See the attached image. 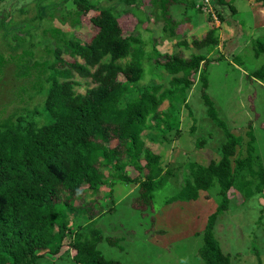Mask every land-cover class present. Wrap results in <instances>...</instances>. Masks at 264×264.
Returning a JSON list of instances; mask_svg holds the SVG:
<instances>
[{"label":"trees","instance_id":"obj_1","mask_svg":"<svg viewBox=\"0 0 264 264\" xmlns=\"http://www.w3.org/2000/svg\"><path fill=\"white\" fill-rule=\"evenodd\" d=\"M42 1L32 20L36 30H41L32 35L39 41L26 46V38L14 36L17 42L11 48L14 51L23 45L22 51L9 56L0 52V94L7 85L6 76L12 65L14 77L21 82L9 96L13 107L8 112L0 110V264H37L46 256L60 253L68 236L72 237L69 247L83 264H124L106 258L99 248L106 241L122 250L120 239L105 236L93 222L82 230V226L71 228L68 233L65 229L71 223L68 221L71 209L87 214L88 220L95 219L96 201L88 203L83 198L114 180L138 186L133 199L138 212L153 208L155 182L162 177L164 166L161 156L145 146L141 135L154 128L151 117L161 111L166 93L171 92L158 96L159 86L142 87L152 73L153 64L163 66L174 76L171 80L174 88L182 85L189 88L195 83L192 77L200 75L207 115L227 137L219 161L208 165L192 162L188 180L169 202L197 201L201 191L217 187L221 201L209 216L200 256L205 264H232L231 255L224 251L215 235L216 224L230 210L233 190L242 193L243 204L256 191L263 192L264 169H254L257 138L249 127L245 161L252 180L237 184L233 158L243 138L229 130L207 94L209 77L207 66L203 67L207 57L161 55L152 44L151 35L144 34L150 32L146 18L132 10L124 12L136 16L138 23L135 31L124 33L119 21L124 12L114 7L72 0L73 8L59 11L54 6L45 17L46 5ZM149 1L156 21L164 24L167 37L179 38V22L170 8L182 5L194 9L195 2ZM216 2L230 5L227 0ZM260 2L264 4V0ZM231 11L236 13L233 6ZM90 14L98 15L92 16L89 32L73 31ZM54 20L60 26L53 24ZM212 27L203 40H194L193 45L198 48L217 45L220 39L216 36L217 29ZM257 43L259 56L264 53V42ZM178 44L190 47L186 40H179ZM76 75L93 84L85 93L77 91ZM252 77L264 81V65ZM256 177L258 183L253 188ZM79 200L82 202L76 206L74 202Z\"/></svg>","mask_w":264,"mask_h":264},{"label":"rangeland","instance_id":"obj_2","mask_svg":"<svg viewBox=\"0 0 264 264\" xmlns=\"http://www.w3.org/2000/svg\"><path fill=\"white\" fill-rule=\"evenodd\" d=\"M40 1L0 0L1 53L9 56L15 51H22L23 45L14 51L11 48L17 42L14 36L26 38V46L39 41L40 38L32 37L41 31L36 30L32 20L36 18ZM90 1L97 6L114 7L117 11L132 10L145 17L150 32L144 34L151 35L152 44L161 55L177 53L188 59L193 54H204L207 60L203 67L207 66L209 77L207 94L215 102L217 112L229 130L243 138V144L233 158L237 184L252 180L245 161L248 157L249 127L257 138L254 169H264V81L252 77L253 72L264 65V53L256 55L257 41L264 42L263 2L227 0L230 5L223 6L217 0H210L211 5L206 6L204 0H193L196 4L194 9L173 6L170 12L179 22V38L170 39L164 31V24L156 21L152 7L148 5L149 0H134L133 3L127 0ZM42 3L46 5L43 8L45 17H48L51 7L56 6L59 11L74 7L72 0H44ZM231 6L236 9L235 14ZM256 10L261 15L256 17ZM124 13L122 15L125 16L119 20L121 27L124 33H132L138 20L133 14ZM97 15L85 16L84 24L79 29L73 28V31L89 32L93 24L92 16L94 18ZM53 24L60 26L57 20ZM212 26L217 29L219 43L202 48L193 45L194 40H203ZM30 28L31 31L27 32ZM179 40H186L190 47L180 46ZM151 67L152 73L142 87L159 86L158 96L171 91L165 92L167 96L160 107L161 111L151 117L154 128L143 131L141 135L145 146L161 156L164 166L162 177L155 182L153 208L138 212L133 205L138 186L114 180L96 193L90 191L83 198L88 203L96 201L93 213L96 218L88 220L87 214L71 209L68 217L71 223L65 230L68 233L71 228L75 230L78 226H82V230L93 222L94 227L105 236L120 239L122 250L106 241L99 248L106 258L120 260L124 264H205L200 249L204 245V231L209 216L216 211L221 201L219 189L215 187L210 191H201L197 201L169 200L188 180L192 162L208 165L211 161H219L221 146L227 137L207 115L200 75L192 77L195 83L191 87L182 88V85L174 88L172 74L163 66L153 64ZM12 68L13 65L6 76L7 85L0 94V110L7 112L13 107L9 96L21 83L17 82ZM75 79L79 81L76 86L79 93H85L93 85L81 76L76 75ZM120 79L124 80L122 76ZM193 126L195 132L192 131ZM200 141L204 142L202 146ZM254 180L253 188L258 183V177ZM241 194L238 189L231 192L233 201L230 210L219 218L215 235L224 251L231 255L232 264H264V190L256 191L244 204ZM81 202L74 203L78 206ZM71 240L72 237L68 236L60 253L46 256L37 264H83L76 259V251L69 247ZM80 258L83 260V256Z\"/></svg>","mask_w":264,"mask_h":264},{"label":"built area","instance_id":"obj_3","mask_svg":"<svg viewBox=\"0 0 264 264\" xmlns=\"http://www.w3.org/2000/svg\"><path fill=\"white\" fill-rule=\"evenodd\" d=\"M204 3H205L206 6L211 5V4H210V0H204Z\"/></svg>","mask_w":264,"mask_h":264},{"label":"crops","instance_id":"obj_4","mask_svg":"<svg viewBox=\"0 0 264 264\" xmlns=\"http://www.w3.org/2000/svg\"><path fill=\"white\" fill-rule=\"evenodd\" d=\"M259 14H260V12L256 10V12H255V16L257 17V16H259ZM260 15H261V14H260ZM255 19H256V18H255Z\"/></svg>","mask_w":264,"mask_h":264}]
</instances>
